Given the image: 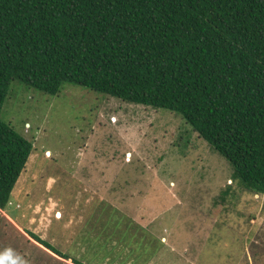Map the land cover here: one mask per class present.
<instances>
[{"label": "rangeland", "instance_id": "rangeland-1", "mask_svg": "<svg viewBox=\"0 0 264 264\" xmlns=\"http://www.w3.org/2000/svg\"><path fill=\"white\" fill-rule=\"evenodd\" d=\"M1 117L33 151L0 208V264H264V194L179 114L17 80Z\"/></svg>", "mask_w": 264, "mask_h": 264}, {"label": "trees", "instance_id": "trees-1", "mask_svg": "<svg viewBox=\"0 0 264 264\" xmlns=\"http://www.w3.org/2000/svg\"><path fill=\"white\" fill-rule=\"evenodd\" d=\"M17 80L173 111L264 194V0H0L2 209L33 151L1 117Z\"/></svg>", "mask_w": 264, "mask_h": 264}, {"label": "bare ground", "instance_id": "bare-ground-1", "mask_svg": "<svg viewBox=\"0 0 264 264\" xmlns=\"http://www.w3.org/2000/svg\"><path fill=\"white\" fill-rule=\"evenodd\" d=\"M48 154H50L51 155V153L50 152H48ZM59 216H60V214H59ZM71 263V262H70Z\"/></svg>", "mask_w": 264, "mask_h": 264}]
</instances>
